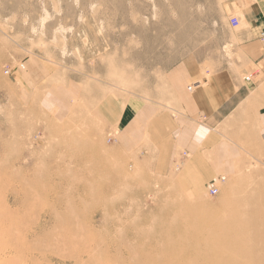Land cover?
I'll return each instance as SVG.
<instances>
[{
    "label": "rangeland",
    "instance_id": "obj_1",
    "mask_svg": "<svg viewBox=\"0 0 264 264\" xmlns=\"http://www.w3.org/2000/svg\"><path fill=\"white\" fill-rule=\"evenodd\" d=\"M227 1L0 0V264H264V160L200 187L142 133L221 53ZM105 97L140 105L124 138Z\"/></svg>",
    "mask_w": 264,
    "mask_h": 264
},
{
    "label": "crops",
    "instance_id": "obj_2",
    "mask_svg": "<svg viewBox=\"0 0 264 264\" xmlns=\"http://www.w3.org/2000/svg\"><path fill=\"white\" fill-rule=\"evenodd\" d=\"M235 13L242 19L232 27ZM224 15L231 31L221 37L219 56L185 60L175 108H151L142 126L159 171L173 173L180 162L177 172L200 187L235 173L238 165L264 160V0H228ZM29 66L25 80L33 76L35 65ZM96 109L106 127L123 138L141 114L139 103L118 97L101 99Z\"/></svg>",
    "mask_w": 264,
    "mask_h": 264
},
{
    "label": "built area",
    "instance_id": "obj_3",
    "mask_svg": "<svg viewBox=\"0 0 264 264\" xmlns=\"http://www.w3.org/2000/svg\"><path fill=\"white\" fill-rule=\"evenodd\" d=\"M238 19L235 18V17H231L230 18V25L232 27H236L238 25ZM261 39L264 41V34H261ZM249 80V77H246L245 78V81H248ZM189 90H191V88L189 87ZM221 181H224V178H221L220 179ZM209 192L211 193L212 196H215L217 195L218 193V187H217V184L216 182H212L211 185H210V188H209Z\"/></svg>",
    "mask_w": 264,
    "mask_h": 264
},
{
    "label": "bare ground",
    "instance_id": "obj_4",
    "mask_svg": "<svg viewBox=\"0 0 264 264\" xmlns=\"http://www.w3.org/2000/svg\"><path fill=\"white\" fill-rule=\"evenodd\" d=\"M202 225H204V224H202ZM202 225H201V226H202ZM244 250H245V249H244ZM260 250H261V249H260ZM260 250H259V251H260ZM262 250H263V249H262ZM199 251H200V250H199ZM243 252H244V251H243ZM196 253H197V252H196ZM249 257H250V256H249ZM258 259H259V258H258ZM251 260H252V259H251ZM259 260H261V259H259ZM252 261H253V260H252ZM233 263H234V262H233Z\"/></svg>",
    "mask_w": 264,
    "mask_h": 264
}]
</instances>
